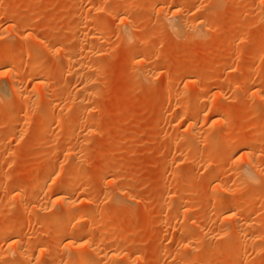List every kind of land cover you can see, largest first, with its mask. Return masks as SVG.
Segmentation results:
<instances>
[{
	"label": "rangeland",
	"instance_id": "rangeland-1",
	"mask_svg": "<svg viewBox=\"0 0 264 264\" xmlns=\"http://www.w3.org/2000/svg\"><path fill=\"white\" fill-rule=\"evenodd\" d=\"M4 59L0 257L14 261L18 228V264H84L88 240L100 251L84 250L88 264H264V174L237 172L252 157L264 166V0H0ZM46 169L68 182L66 200ZM63 206L91 213L71 233Z\"/></svg>",
	"mask_w": 264,
	"mask_h": 264
},
{
	"label": "bare ground",
	"instance_id": "bare-ground-1",
	"mask_svg": "<svg viewBox=\"0 0 264 264\" xmlns=\"http://www.w3.org/2000/svg\"><path fill=\"white\" fill-rule=\"evenodd\" d=\"M130 1V0H129ZM122 7V6H121ZM119 8V7H118ZM120 10V9H119ZM120 13V12H119ZM118 13V14H119ZM119 17H121L122 18V16H120L119 15ZM170 18V17H169ZM168 19V18H167ZM169 20H171V22L170 23H173V25L176 27V28H178L179 26H180V28H181V23H184V21L182 20V18H175V17H172V18H170ZM86 23H88V22H86ZM14 25V24H13ZM179 31V30H178ZM178 34V33H177ZM190 45V44H189ZM48 49H50L49 50V52H47L48 54L51 52V51H54L55 49H54V47H53V49H52V47L51 48H49L48 47ZM52 49V50H51ZM192 49H194L192 46H187V47H184V48H176V51H180V50H183V51H191ZM46 51H47V49H46ZM55 52V51H54ZM7 53V52H6ZM51 55H52V53H50ZM49 54V55H50ZM57 54V53H56ZM29 55H30V53H28V57H29ZM53 55H55V53L53 54ZM33 57H34V55H33ZM27 58V57H26ZM69 59V58H68ZM72 59V58H71ZM69 61V60H68ZM68 61H67V63H68ZM65 65V64H64ZM7 66V61H5V59H4V61L3 60H1L0 61V69H4V67H6ZM37 66H39V68L42 66L41 64H38ZM145 67L144 66H142L141 67V70L142 71H144L145 69H144ZM17 72V71H16ZM252 72V71H251ZM15 75H16V73H15ZM14 75V76H15ZM14 78V77H13ZM13 78H12V80H13ZM251 78V77H250ZM35 79H37L36 77H35ZM247 81H248V79L245 81L246 83H247ZM44 84V83H43ZM244 85H245V83H244ZM11 89V91L12 92H14L15 94L14 95H16L17 97H19V94L20 95H24V94H21V88H19V87H17V84L16 83H12L11 84V87H10ZM21 89V90H20ZM43 89H44V91H43V94L41 93V94H38L37 93V95L38 96H35L34 97V99L35 100H33V102H34V105H38L39 107H41L42 105H44L45 104V100H44V97L46 98L48 95H49V92L50 91H48V89L46 88V86L44 85V87H43ZM187 88H185V90H186ZM10 90H8V91H10ZM33 90H34V88H33ZM184 90V91H185ZM3 91V90H2ZM8 91H5L4 92V94H7L8 93ZM29 92V91H28ZM260 92V91H259ZM184 93V96L186 95V92H183ZM254 94H255V92H253ZM252 93V94H253ZM0 94H3V93H1V91H0ZM9 94H10V92H9ZM29 94V93H28ZM51 94V93H50ZM253 94V95H254ZM170 95H172V94H170ZM252 95V96H253ZM259 95V94H258ZM261 95V94H260ZM26 96V95H25ZM256 95H254L253 97H255ZM4 97H6V95L4 96ZM3 97V98H4ZM27 97V99H28V97L29 96H26ZM50 97V96H49ZM183 97V96H182ZM257 98H258V96H256ZM20 98V97H19ZM51 98V97H50ZM50 98H49V100H50ZM183 98H185V97H183ZM249 98H251V97H249ZM249 98H248V100H249ZM238 99V98H237ZM46 100H47V98H46ZM186 100H187V98H186ZM241 99H238L237 101H236V99H235V101L236 102H239L241 105H245V104H247V101L248 100H246V99H242L241 101H240ZM263 100V99H262ZM24 101V100H23ZM29 101V100H28ZM250 102V101H249ZM264 103V102H263ZM26 104V103H25ZM54 104V101H53V99H52V101H51V109H52V105ZM210 104V103H209ZM220 104V103H219ZM181 105V104H180ZM191 106L192 105H190V104H188L187 102H184L179 108H177V110L176 111H180V112H184V113H189V110L191 109ZM175 108V109H176ZM218 109H219V111H218ZM217 109V112H218V114H222V109L219 107ZM224 109V108H223ZM226 110V109H225ZM82 111V110H81ZM175 111V112H176ZM224 112V111H223ZM177 113V112H176ZM80 114V113H79ZM215 114V113H214ZM186 115H188V114H186ZM185 115V116H186ZM216 115V114H215ZM224 115V114H223ZM191 116V115H190ZM79 118V117H78ZM208 118H209V116H208V114H206V113H203V114H201L200 116H198L196 119H194L195 121L194 122H192L191 120V122H189L188 121V126L190 125L191 127H193L192 129H194L195 128V125L197 124L198 125V123L200 124V123H203V122H206L207 120H208ZM27 119V118H26ZM189 119H190V117H189ZM79 120V119H78ZM185 120H186V122H187V117L185 118ZM28 121V120H27ZM196 125V126H197ZM83 128V127H82ZM81 128V126L80 125H78V127H76L75 128V131H76V133L78 132V131H80V129H82ZM198 129V128H197ZM17 131V130H16ZM74 131V132H75ZM198 131V130H197ZM209 133V132H208ZM216 134V133H215ZM242 137V139L240 138V141L236 144V146H238L237 147V151H239V150H243V152H245V154L246 155H249L250 156V158L253 156V147H251L252 145L248 142V140L247 139H243V136H241ZM244 137H245V135H244ZM184 138V137H183ZM182 138V139H183ZM187 139V138H186ZM250 141V140H249ZM264 142V139L263 138H259V140L258 141H256L255 143H254V145L257 147L258 145H261L262 143ZM251 145V146H250ZM261 147V146H260ZM245 150V151H244ZM181 151V150H180ZM73 152V151H72ZM182 152V151H181ZM254 152H256L255 150H254ZM174 153V152H173ZM202 153V152H201ZM257 154V153H256ZM263 155V154H262ZM201 156H202V154H201ZM256 156V155H255ZM257 156H259V155H257ZM175 157V156H174ZM197 158H200V155H198L197 156ZM255 158V159H254ZM264 158V157H263ZM262 160V159H261ZM260 161V160H259ZM258 161V159H256V157H252L251 159H249V162L250 163H248V164H246V165H244V166H242L238 171L237 170H235V171H237L238 172V174L239 175H241L242 177H247V178H249L250 180H253V181H255V182H257V180H258V178H259V176H261L262 174H264L263 172H264V166L262 165V164H260V162ZM44 163H42L43 165H48V163H49V161H47V160H45V161H43ZM51 163V162H50ZM212 163V162H211ZM217 163V162H216ZM218 164V163H217ZM209 165H210V163H209ZM219 165V164H218ZM45 166V167H46ZM55 166V165H54ZM208 167H210V166H208ZM234 168H237V166L236 167H234ZM55 169V168H54ZM54 169H52V171H50V169H46L45 170V172H44V174H43V184H49V182H51V181H53V183L55 184H57V188H56V191L54 192V200L55 201H64V200H66V197L65 196H63L62 194L63 193H65V192H63L64 190H66V183H68V182H65V183H58V182H60L59 181V179H57L55 176H54ZM215 169H217V167L215 168ZM74 170V169H73ZM72 170V171H73ZM58 171V170H57ZM74 171H76V170H74ZM234 171V172H235ZM232 172V171H231ZM76 173V172H75ZM56 174V173H55ZM236 175H237V173H236ZM59 176V175H58ZM225 176V175H224ZM73 180H74V178H73ZM67 181H69V180H67ZM51 184H52V182H51ZM55 184V185H56ZM212 184V183H211ZM253 184V183H252ZM123 191V190H122ZM121 194V193H120ZM123 194H125V195H127L126 193H123L122 192V194L120 195V196H117V200L118 201H120V204H122V205H131V202H132V200H131V198H130V195H129V197H128V195L127 196H124ZM230 194V195H229ZM228 195H229V198L230 199H234V198H236V196H237V192L235 193V192H232V193H229ZM82 196V195H81ZM83 197V196H82ZM82 197H80L79 196V198H82ZM79 200V199H78ZM88 201H89V199H87ZM87 200H85L84 199V201L83 202H85V201H87ZM253 199H250L249 201H250V204H251V201H252ZM80 201V200H79ZM78 201V202H79ZM115 201V200H114ZM76 202V201H75ZM82 202V203H83ZM248 202V201H247ZM81 203V204H82ZM70 204H71V202H70ZM74 204V203H73ZM86 204V203H85ZM84 205V204H83ZM132 206V205H131ZM65 207H67V206H65ZM104 207V206H103ZM82 208V207H81ZM81 208H79V209H81ZM66 209V210H65ZM64 209V206L62 207V213H60L58 216L56 215V217H58L59 219H65V218H71V220H72V217L74 216V215H76V216H74L75 218V221H74V224H73V226H71L72 228H70L71 230V233H73V232H75L76 230H78L80 227H81V225H83V221H85V219L88 217V215L91 213V209L90 210H85V211H83L82 209L81 210H74V213H73V211H72V213H71V211H69V210H72V209H70L69 207H67V208H65ZM101 209V208H100ZM125 209V208H124ZM235 209V208H234ZM94 210V209H93ZM123 214V212L121 213H119V215H122ZM236 219V218H235ZM65 220H67V219H65ZM32 221V220H31ZM68 221H70V220H68ZM25 222V221H24ZM59 222V221H58ZM33 223V222H32ZM63 223H64V220H63ZM187 225V224H186ZM103 226V225H102ZM187 226H189V225H187ZM186 226V227H187ZM29 227V226H28ZM91 227H93L92 226V224H91ZM182 227V226H181ZM20 228V227H19ZM62 228V227H61ZM88 228V227H87ZM184 228V229H183ZM183 231L185 232H187V234L186 235H189L190 234V231L191 230H189V227L187 228V229H185V227H184V225H183ZM18 229V228H17ZM17 229H15V228H12V229H10L9 231H8V234H7V240H8V243H7V248L5 249V250H8L10 253H12V255L13 256H15V257H17V259L18 258H21L22 260H26V258H28L27 256H29L28 254H27V250H26V252H25V250H24V248H25V245H24V243H27L26 241L24 242L22 239H17V238H15L16 237V235L18 234V230ZM91 229V228H90ZM181 230V229H180ZM179 230V231H180ZM243 230V229H242ZM52 231V230H51ZM189 231V232H188ZM244 231V230H243ZM242 231V232H243ZM30 232H32V231H30ZM34 232V231H33ZM36 232V231H35ZM34 232V233H35ZM92 232V231H91ZM185 232V233H186ZM192 232V231H191ZM223 232V231H222ZM246 232V231H245ZM58 235L59 234H61V232L60 231H57L56 232ZM69 233V232H68ZM182 233V232H181ZM194 233V232H193ZM36 234H38L37 232L35 233V235ZM39 234L41 235V233L39 232ZM62 234H64V232H62ZM70 234V233H69ZM30 235V234H29ZM39 235V236H40ZM186 235H185V237H186ZM191 235V234H190ZM27 236V238H28V235H26ZM61 236H63V235H61ZM184 236V235H183ZM191 236H193V235H191ZM91 239V238H90ZM202 239V238H201ZM85 240V239H84ZM88 240V239H87ZM94 241V240H93ZM204 241V240H203ZM79 244V243H78ZM95 244V243H94ZM94 244H93V242L92 241H86V243L84 242V245H82V247H84V246H88V247H84L85 249L84 250H88L89 249V246L90 247H92V249L90 250L89 249V251L90 252H94V251H96V247L94 246ZM27 245V244H26ZM81 245V244H80ZM36 246V245H35ZM94 246V247H93ZM98 249V248H97ZM190 249V248H189ZM83 250V252L85 253L84 255H83V257H86L85 258V262H84V264H88V262H91V261H89L88 260V255L89 254H87L85 251ZM113 250V249H112ZM97 251H99V250H97ZM96 251V252H97ZM8 252V253H9ZM89 252V253H90ZM96 252H95V254H96ZM100 252V251H99ZM109 252V251H108ZM6 253V252H5ZM121 254V253H120ZM123 255V254H122ZM241 255V254H240ZM9 257V256H8ZM13 258L14 259V261L15 262H18V261H16V258ZM6 258V257H5ZM72 258V257H71ZM73 259V258H72ZM74 260H75V258H74ZM81 260V259H80ZM168 260V259H167ZM14 261H12V260H9V259H4L3 257H0V264H13L14 263ZM70 261V260H69ZM69 261L67 262V264L69 263ZM81 261H83V260H81ZM176 261V260H175ZM175 261L173 262L172 261V264H175ZM87 262V263H86ZM178 263H179V261H177ZM167 263V262H166ZM184 264L183 262H180V264ZM14 264H18V263H14ZM27 264V263H26ZM69 264H74V263H69ZM75 264H76V261H75ZM81 264V263H80ZM177 264V263H176ZM186 264V263H185Z\"/></svg>",
	"mask_w": 264,
	"mask_h": 264
}]
</instances>
